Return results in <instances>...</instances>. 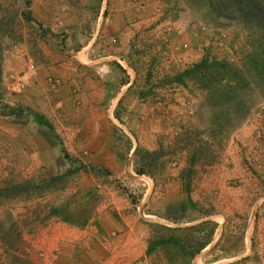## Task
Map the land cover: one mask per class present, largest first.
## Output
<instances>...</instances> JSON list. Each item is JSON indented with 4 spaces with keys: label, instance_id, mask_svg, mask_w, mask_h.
<instances>
[{
    "label": "rangeland",
    "instance_id": "1",
    "mask_svg": "<svg viewBox=\"0 0 264 264\" xmlns=\"http://www.w3.org/2000/svg\"><path fill=\"white\" fill-rule=\"evenodd\" d=\"M99 222L142 225L145 264H264V0L0 2V264H73Z\"/></svg>",
    "mask_w": 264,
    "mask_h": 264
},
{
    "label": "crops",
    "instance_id": "2",
    "mask_svg": "<svg viewBox=\"0 0 264 264\" xmlns=\"http://www.w3.org/2000/svg\"><path fill=\"white\" fill-rule=\"evenodd\" d=\"M0 2L12 4L14 0ZM97 224L63 227L66 232L60 236V246L64 247L60 256L70 255L73 264H145L146 233L142 225L112 222L104 227L100 222Z\"/></svg>",
    "mask_w": 264,
    "mask_h": 264
},
{
    "label": "trees",
    "instance_id": "3",
    "mask_svg": "<svg viewBox=\"0 0 264 264\" xmlns=\"http://www.w3.org/2000/svg\"><path fill=\"white\" fill-rule=\"evenodd\" d=\"M199 68H203V79L204 82H202V85L204 88L207 89V91H212L214 90H220L223 85L222 82L229 80L230 83H241L243 82L245 84V86H248L246 81L244 82V79L242 77V75L240 76L239 73H236L235 69H232L230 67H227L225 65H223V63H219L217 61L211 60L209 63L206 62V60H201L199 64H196L192 67V70H190V72H196ZM189 72V71H188ZM238 74V76L240 77H236L235 75ZM243 79V80H242ZM240 80V81H238ZM239 89H242V86L239 87ZM231 90H235V92L237 91L236 86L231 87ZM234 92V93H235ZM209 222H203L202 224L207 225L208 226ZM189 228H185L182 229L183 231H187ZM180 228L178 229H166L167 234H169L168 236H166L163 239L160 240H151L147 242V248L145 251L146 255H149L152 252L153 247H157V246H171V247H164V248H175L176 252L178 251V248L182 246L181 244V240L180 239H175L174 236L177 233H179L180 231H182ZM213 232V227H211L210 229V234H212ZM172 234V235H171ZM209 239H207L203 244L199 245L198 247H196L193 251H191L188 254L189 260L195 255L197 254L201 249H203L205 247L206 244H208ZM162 247V248H163ZM166 262L165 264H172V262L170 260L165 259ZM188 264V262H187Z\"/></svg>",
    "mask_w": 264,
    "mask_h": 264
},
{
    "label": "built area",
    "instance_id": "4",
    "mask_svg": "<svg viewBox=\"0 0 264 264\" xmlns=\"http://www.w3.org/2000/svg\"><path fill=\"white\" fill-rule=\"evenodd\" d=\"M26 73H27V77H28V78H29V77H32V76L34 75L35 70H34L33 65H31V64L28 65ZM19 85L22 86L21 83H20Z\"/></svg>",
    "mask_w": 264,
    "mask_h": 264
}]
</instances>
